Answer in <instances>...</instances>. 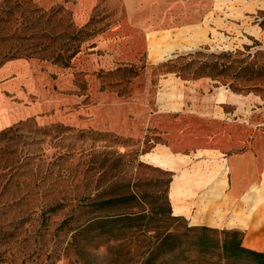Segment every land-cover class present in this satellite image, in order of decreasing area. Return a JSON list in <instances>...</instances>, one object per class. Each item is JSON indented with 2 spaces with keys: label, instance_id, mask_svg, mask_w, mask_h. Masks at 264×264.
I'll use <instances>...</instances> for the list:
<instances>
[{
  "label": "rangeland",
  "instance_id": "1",
  "mask_svg": "<svg viewBox=\"0 0 264 264\" xmlns=\"http://www.w3.org/2000/svg\"><path fill=\"white\" fill-rule=\"evenodd\" d=\"M208 1L210 12L205 15V19H202V23L205 21L207 39L201 40L196 45L190 44L189 47L195 45L192 48H182L181 44L189 43L188 40L183 39L185 38L183 34L172 35L168 31L164 32L165 28L162 27L157 28L155 32L145 30L143 47L140 53L133 57L122 55L116 48L104 45L100 38L102 32L126 18L127 10L124 8L123 0H96L94 6L87 9L75 7L77 3L73 0L50 8L41 6L37 0H0V38H4V41L0 42V62L3 63L0 68L10 61L34 59L63 69L57 74H49L50 81L41 88L42 92L60 98L58 107L43 108L39 105L42 101L39 92L31 93L24 85L21 86L22 93L19 97L20 93L16 95L4 86L7 77L0 78V120H7V123L1 125L0 132L25 120L30 121L31 125H63L85 131V134L78 138L74 136V132H67L60 139L47 137L43 143L31 147L13 146L12 143L0 144V169H2L0 170V235L15 233L17 222H21L19 216L21 214L16 203L18 197L24 194V186L18 174L48 169L52 176L47 177L46 183H52L57 178L55 175L61 174L58 180L62 183L57 189L69 193L72 183L70 181L73 180L72 176L75 172V180L83 182L75 187L76 192L95 194L97 190L110 183V178L115 173L111 168L117 157H121L119 160L121 165L119 166L118 163V169L120 167L129 170V164L135 160L151 165L144 161L143 157L145 153L152 152L154 145L149 140L142 142L131 139L102 129V126H80L75 120L67 118L68 114L81 111L80 119L87 120L90 117L89 109L97 106L91 109L94 122L100 124L110 122V114L114 115L115 111L110 113V102L104 99L110 98V93L124 101L137 96L146 97L151 103L155 93L162 90L160 84H167L171 80L184 83L202 80L207 82L211 92L219 89L246 98L253 96L261 108L260 113L255 115L256 121L260 127L264 126V0ZM151 19L147 11H142L140 14L135 13L133 21ZM79 29H83L82 35H86L88 39L80 44L79 52L71 59L68 67L64 68L61 62L54 60V57L61 45L66 46L71 41V36L78 35ZM197 52L200 55L195 57L196 62H214L216 56H225L219 62L223 63L226 69L221 73L205 69L203 75L196 77L192 73L194 66L184 67L179 72L174 70L177 73L159 67L168 60ZM209 55L214 57H208ZM189 61V59L183 60L179 64ZM177 67L179 68L180 65ZM17 74L24 77L25 73L17 72ZM63 100L70 103L62 104ZM30 108L34 110L31 116L9 122L16 119L20 113L23 115ZM44 116H56V118L44 123ZM24 135L29 140L38 139L34 134L25 132ZM17 150L21 151L18 156L9 154ZM68 150L77 154L73 161L60 160L59 163H53L56 161L54 159L58 151ZM37 154L42 155L40 162L36 160L31 164H25L29 156L37 157ZM149 159L159 162L156 156H149ZM106 166L110 167V171L105 175H102V171L92 175V170L86 172V175L83 174L88 168L97 170ZM142 172V176L146 178L160 177L157 172L145 170ZM153 185H149V188H139L137 191L155 192L158 188ZM148 202L149 206L146 210L150 213L153 209L150 208L153 206V200ZM117 211H123V208L119 210L109 207L82 212L79 217L82 228L77 233L76 245L68 255L64 254L65 241L54 245L53 239L43 233L45 236L42 239L37 237L38 243L33 242L34 237L26 248L32 252L33 249L30 247L37 250L40 245H44L43 241H46L41 248L42 251L39 250L41 252L38 251L28 259L22 255L25 249L19 245L18 251L16 248L12 250L19 258L14 260L10 255L11 252H8L3 264H139L153 258H158L157 260L160 261L163 258L171 259L162 255L154 257L151 254L156 233L150 228L144 229V231L149 230L146 236L126 240L113 247L110 243V213ZM62 218L61 214L52 217L51 221L54 224L48 228L47 233L54 230ZM161 224L158 225L160 231L167 223ZM169 224L171 230L174 228V233L177 234L170 246L171 249L174 248L175 264H264L263 257L241 256L235 250H232L231 254L225 253L220 248L212 249L209 245L206 246L207 251L201 252L198 247L190 246L188 252L180 255L179 249L183 248V246L178 247L180 242L194 241L202 236L209 240L217 239L220 246L224 236L220 233L195 231L184 237L181 228L184 226L183 221H172ZM22 226L21 230H26L23 236L30 237L32 226L25 222ZM53 250L55 252L47 259L46 256H49ZM57 255H60L58 260Z\"/></svg>",
  "mask_w": 264,
  "mask_h": 264
},
{
  "label": "crops",
  "instance_id": "2",
  "mask_svg": "<svg viewBox=\"0 0 264 264\" xmlns=\"http://www.w3.org/2000/svg\"><path fill=\"white\" fill-rule=\"evenodd\" d=\"M37 1L50 8L72 0ZM73 1L80 9L91 8L96 2ZM123 3L126 18L100 35L104 45L116 48L122 55H138L145 30L155 32L160 27L172 35H185L183 39L189 43L181 44L182 48L207 39L202 19L210 12L208 0H123ZM142 11L154 18L133 21L135 13ZM62 70L34 59L17 60L0 68V78L7 77L4 86L16 95L20 93L19 97L24 85L31 93L39 92L42 99L39 105L43 108L58 107L60 98L42 92L41 88L50 81L49 74ZM17 72L25 73L24 77ZM159 87L162 90L155 93L151 103L146 97L124 101L110 93V98H104L110 102V113L115 111L110 114V122H94L91 109L97 106L89 109L87 120L80 119L81 111L70 113L67 118L80 126H102L111 133L152 142V152L141 154L153 167L170 172L168 199L172 215L184 219L191 227L237 232L242 248L264 255V126L260 127L255 118L261 111L257 100L219 89L211 92L202 80L190 83L171 80ZM32 111L30 108L9 122L27 118ZM55 118L44 116L43 122ZM4 123L7 120H0V127ZM149 156H156L159 162Z\"/></svg>",
  "mask_w": 264,
  "mask_h": 264
},
{
  "label": "trees",
  "instance_id": "3",
  "mask_svg": "<svg viewBox=\"0 0 264 264\" xmlns=\"http://www.w3.org/2000/svg\"><path fill=\"white\" fill-rule=\"evenodd\" d=\"M78 35H73L70 37V42L66 44V46L61 45L57 54L54 57L55 61H59L62 63V67H68L71 59L79 52L80 44L86 41V35L83 34V29L77 30ZM4 41V38H0V42ZM200 53L189 54L187 56H179L175 59L168 60L165 63L159 65V67H165L169 71L176 72L174 70L182 71L185 67L194 66L192 70L193 75L196 77H200L203 75L205 69H209V71H218V73L223 72L226 69V66L219 62L222 58H225L223 55L216 56V61L209 62H196L195 57L199 56ZM208 57L213 58L214 56L209 55ZM189 59V62H184L183 64H179L180 61H186ZM3 64L0 62V65ZM180 67L178 68L177 66ZM177 73V72H176ZM34 134L38 137V139L29 140L24 133ZM67 132H74V136L77 138L83 136L85 131L75 130L71 127L63 126V125H52V126H37L31 125L30 121H19L16 124L2 130L0 132V144L1 143H12L13 146L26 147L41 144L45 141L47 137L52 138H62ZM1 149V148H0ZM3 149V148H2ZM23 149V148H21ZM5 151V150H3ZM21 151H12L9 154H15V156L19 155ZM55 162L60 160L63 162H71L76 157L75 151H58ZM37 157L29 156V159L26 160L27 163L31 164L36 160L40 162V158H42L41 154H37ZM19 158V157H18ZM121 157H117L113 163L112 170L115 171L114 176L110 178V183L104 186L101 190H97L95 194L89 192L88 194L80 191L76 192L75 187L79 186V183H83L81 180L76 181L75 172L72 176L73 180H71V190L70 192H62L58 190L61 185V180H58L61 176H57V178L52 182L47 184L46 179L48 176H52L48 172V169L45 171H37L31 170L30 172H25L23 174H18L22 179L21 184H23V193L18 197L17 200V208L19 209V213L21 215V222H17L15 233L11 234H1L0 235V264H3L5 256L8 252H11V257L18 259L19 256L14 254L12 250L19 245H21L25 250L29 247V243L32 239L33 242L38 243L37 237L42 239L43 236L48 234L54 241V245H58V243L66 242L64 246V254L68 255L69 251L76 245L77 233L82 228L79 217L84 213L85 210L88 211H98L105 208H117L123 211L120 212H111L110 213V243L115 244L125 242L126 240H133L134 238H139L142 236H146V233L149 230L144 231L145 228H150L151 231H155V242L153 243V248L150 250L151 254L155 256L162 255L163 257H171V259L157 260L158 258H153L152 260L142 262L139 264H175L173 261V249H171V244H173L175 236L177 234L174 233V228L171 230L170 222H179L183 221L184 226H181L183 229V236H187L195 231H201L204 233H220L224 236V240L219 246V242L217 239L209 240L207 237H197L194 241H183L180 242L178 247L183 246V248L179 249V254H185L188 252L190 246L198 247L199 252L206 250V246H210L212 249L220 248L222 252L233 253L232 250H235L241 256H251V257H263L264 255L258 254L256 252L244 249L240 245V234L237 232L230 231H217L213 229H208L205 227H191L187 224L184 219L174 217L171 213L170 203L168 199V189L171 180L170 172L162 171L157 167H152L151 165L144 164L143 162L136 161L129 164V170L119 169L117 165H121L120 160ZM107 168V169H106ZM116 169V170H115ZM2 171V169H0ZM92 170V175L102 171V175H105L110 171V167H99L97 170L93 168H88L84 171V175L86 172ZM150 171L157 172V175L160 177H143L142 171ZM15 175V173H14ZM16 177V175L14 176ZM137 180V181H136ZM153 181V183H151ZM156 186L158 190L155 192H149L147 190L137 191L139 188H149V185ZM55 187V188H54ZM56 191V193H55ZM107 193V195L105 194ZM32 196V198H30ZM48 197V198H46ZM150 200H153V207L150 213L146 210L148 207ZM143 205V206H141ZM139 206V208H137ZM137 209V210H136ZM58 214L63 215L61 221L57 224V226L52 229L51 232L47 233L48 228L54 224L51 221L52 217L57 216ZM33 215V217H32ZM28 223L29 226H32V235L26 237L23 236L26 230H21L23 223ZM167 223L160 231L161 223ZM164 225V224H161ZM170 225V227H169ZM169 227V228H168ZM45 231V232H42ZM23 232V234H22ZM45 233V235L43 234ZM109 235V234H108ZM23 236V237H22ZM229 237H233V239H229ZM237 237V240H236ZM61 239V240H60ZM67 239V240H66ZM42 241V240H40ZM44 245L46 241H43ZM25 243V244H23ZM178 244V243H177ZM176 244V245H177ZM44 245H40L39 249H33L32 252L29 251V248L22 253L24 257L26 256L28 259L30 256L37 254L39 250ZM185 245V246H184ZM169 248V249H168ZM46 249V248H45ZM15 251V250H14ZM18 251V250H17ZM42 251V250H41ZM39 251V252H41ZM55 252L53 250L49 256H46L47 259ZM17 253V252H15ZM23 257V258H24ZM60 255L56 256L58 260Z\"/></svg>",
  "mask_w": 264,
  "mask_h": 264
}]
</instances>
